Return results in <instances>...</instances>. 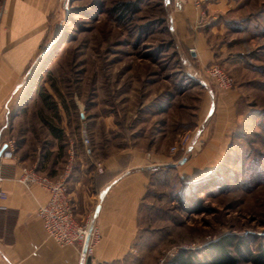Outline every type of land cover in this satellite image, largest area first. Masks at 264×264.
<instances>
[{
	"label": "rangeland",
	"instance_id": "rangeland-1",
	"mask_svg": "<svg viewBox=\"0 0 264 264\" xmlns=\"http://www.w3.org/2000/svg\"><path fill=\"white\" fill-rule=\"evenodd\" d=\"M225 1L227 11L201 10L194 23L214 25L212 60L201 64L178 36L174 0H56L2 110L0 145L11 141L23 166L42 171L50 148L64 168L70 138L97 158L143 149L166 163L150 178L136 251L122 264H168L180 251L211 264L206 246L223 237L221 260L264 264V0ZM212 64L231 88L206 75ZM223 91L235 95L226 138H196L200 124L211 131Z\"/></svg>",
	"mask_w": 264,
	"mask_h": 264
},
{
	"label": "crops",
	"instance_id": "crops-1",
	"mask_svg": "<svg viewBox=\"0 0 264 264\" xmlns=\"http://www.w3.org/2000/svg\"><path fill=\"white\" fill-rule=\"evenodd\" d=\"M196 1L174 0L172 20L181 41L185 46L194 47L192 56L204 64L212 60L209 37L214 33V25L201 28L194 23L203 16L201 10H207L208 14L223 13L229 6L225 0H198V6ZM55 4L56 0H2L0 4L4 8L0 16V124L6 100L25 62L40 45L47 14ZM218 98L211 131L207 130L209 123L200 124L196 138H226L225 129L235 116V95L223 91ZM214 108L211 96L210 111H206L202 123L212 117ZM53 139L60 145L57 149H62L64 140ZM68 143L64 168L56 152L49 148L41 158L42 172L64 178L76 220L84 223L92 218L98 230L99 240L82 264H122L136 251L141 202L150 178L159 165L166 163L155 162L159 156L150 150L120 151L97 158L85 154L75 138H70ZM208 156L200 154L202 164ZM23 161L13 152L11 157L0 155V190L5 193V198H0L3 206L0 208V264H79L77 247L61 246L50 239L36 216L38 205L48 198L47 192L38 186L27 189L16 181ZM52 165L56 170L51 169ZM34 244L37 245L36 255L32 254Z\"/></svg>",
	"mask_w": 264,
	"mask_h": 264
},
{
	"label": "built area",
	"instance_id": "built-area-1",
	"mask_svg": "<svg viewBox=\"0 0 264 264\" xmlns=\"http://www.w3.org/2000/svg\"><path fill=\"white\" fill-rule=\"evenodd\" d=\"M195 4L198 5V1ZM3 11L4 8L0 5V16ZM206 75L222 90L231 88L233 84V78L218 65H209L206 68ZM82 143L85 146V152L90 153L89 139L86 135H82ZM175 148V146L171 147L173 150ZM12 151V142L8 141L1 155L11 157ZM97 169L101 171L100 164H97ZM16 181L27 189L38 186L47 192L48 198L44 203L38 205L36 216L50 239L61 246L77 247L80 259L78 263L82 264L83 259L92 253L94 245L99 240V233L92 223V218L84 223L76 220L67 195L64 178H54L34 167L21 166ZM0 198H5V193L2 190H0ZM0 208L3 206L0 205ZM36 249L37 245L34 244L33 255H36ZM169 254L173 257V253ZM154 264H165V257L160 256Z\"/></svg>",
	"mask_w": 264,
	"mask_h": 264
},
{
	"label": "trees",
	"instance_id": "trees-1",
	"mask_svg": "<svg viewBox=\"0 0 264 264\" xmlns=\"http://www.w3.org/2000/svg\"><path fill=\"white\" fill-rule=\"evenodd\" d=\"M46 99V97H44ZM51 131H54L53 127H51ZM58 135V134H57ZM61 140V138H57ZM40 171V170H38ZM42 172V171H40ZM231 243V240L228 237H223V239H217L213 242H210L206 247L211 255L213 261L211 264H229L232 263V260H221L223 259L222 255L225 254V246L226 244ZM168 264H206L208 263L207 258L206 259H199L197 257L192 258L191 255H186L184 251L178 252L174 257H172Z\"/></svg>",
	"mask_w": 264,
	"mask_h": 264
},
{
	"label": "water",
	"instance_id": "water-1",
	"mask_svg": "<svg viewBox=\"0 0 264 264\" xmlns=\"http://www.w3.org/2000/svg\"><path fill=\"white\" fill-rule=\"evenodd\" d=\"M4 148H5V144L0 149V155H1L2 151L4 150Z\"/></svg>",
	"mask_w": 264,
	"mask_h": 264
}]
</instances>
